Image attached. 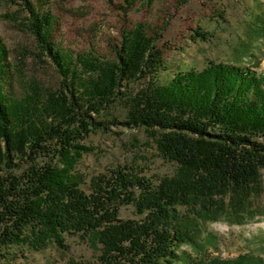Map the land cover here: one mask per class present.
I'll use <instances>...</instances> for the list:
<instances>
[{"label": "trees", "instance_id": "16d2710c", "mask_svg": "<svg viewBox=\"0 0 264 264\" xmlns=\"http://www.w3.org/2000/svg\"><path fill=\"white\" fill-rule=\"evenodd\" d=\"M10 1L62 81L54 91L37 86L29 95L15 94L0 39V264L14 246L39 251L53 243L66 250V236L100 244L102 264H263L250 256L184 254L193 232L181 210H222L230 195H246L258 183L264 169V72L211 62L160 85V32L137 24L123 36L116 59L102 63L56 46L54 17L41 1ZM195 35L208 41L201 30ZM117 102L127 109L124 124L148 133L161 156L179 167L177 176L154 183L117 167L85 188L73 155L83 148L80 141L112 123L93 115ZM128 206L141 218H121Z\"/></svg>", "mask_w": 264, "mask_h": 264}, {"label": "rangeland", "instance_id": "374dc122", "mask_svg": "<svg viewBox=\"0 0 264 264\" xmlns=\"http://www.w3.org/2000/svg\"><path fill=\"white\" fill-rule=\"evenodd\" d=\"M33 1H41L44 10L53 15V40L73 57L92 56L110 63L116 59L123 36L137 24L160 32L156 43L164 62L157 74L160 85L169 83L181 70L202 71L211 62L258 66L254 70L264 72V0H128L131 6L126 0ZM18 12L10 0H0V39L9 54L12 90L18 95H29L37 86L54 91L62 81L60 74L22 26L26 17ZM196 30L205 33L208 41L198 39ZM126 116L122 102L93 115L97 121L112 123L80 141L83 148L78 156L73 155L74 173L85 180V188L94 177L117 167L129 168L154 183L179 174V167L161 156L148 133L124 124ZM181 211L193 232V243L182 247L184 254L221 260L250 256L264 264V169L248 194L230 195L222 210L206 214ZM121 218L141 217L128 206L122 209ZM66 244V250L53 243L39 251L14 246L3 252L1 264H102L97 242L66 236Z\"/></svg>", "mask_w": 264, "mask_h": 264}]
</instances>
